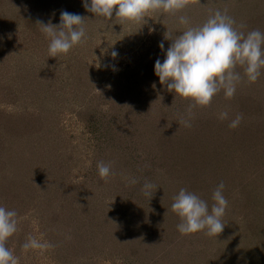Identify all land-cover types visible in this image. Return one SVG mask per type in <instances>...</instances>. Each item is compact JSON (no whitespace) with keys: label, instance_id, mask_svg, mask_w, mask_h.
<instances>
[{"label":"rangeland","instance_id":"rangeland-1","mask_svg":"<svg viewBox=\"0 0 264 264\" xmlns=\"http://www.w3.org/2000/svg\"><path fill=\"white\" fill-rule=\"evenodd\" d=\"M56 6L86 18L87 35L68 54L49 57L43 43L49 46V39L23 21L45 12L56 18ZM217 9L245 25L241 31L264 33V0H192L176 15L152 12L124 25L115 13L112 20L96 18L83 0H0V206L18 214V230L6 246L19 264H264V213L254 212L256 200L259 208L264 202V68L249 83L238 67L243 78L234 97L226 99L221 91L210 107L194 108L191 116L190 102H174L175 94L152 74L171 43L164 34L175 38L187 27L179 16L194 27ZM223 111L229 118L222 121ZM171 112L174 121L167 127L164 118ZM237 114L243 120L231 129ZM101 161L115 173L107 183L98 174ZM139 174L156 185L150 210L164 213L181 188L210 209L223 182V232L210 238L168 231L165 237L159 216L147 220L150 238L132 236L142 224L131 215L137 203L123 192L133 177L141 182ZM94 190L107 197L95 209L89 208ZM80 193L91 194L82 200ZM42 194L51 199L43 201ZM84 205L99 220L96 214L85 220ZM168 211L164 217L174 219ZM29 236L51 247L24 252Z\"/></svg>","mask_w":264,"mask_h":264},{"label":"clouds","instance_id":"clouds-1","mask_svg":"<svg viewBox=\"0 0 264 264\" xmlns=\"http://www.w3.org/2000/svg\"><path fill=\"white\" fill-rule=\"evenodd\" d=\"M192 0H83L86 11L95 14L96 18L112 20L120 25L126 23H139L149 13L163 12L176 15L188 8ZM85 19L79 14L62 11L60 23L53 25L51 22L44 24L38 21L41 32L49 39V57L66 55L78 45L86 41L87 30ZM179 23L187 26L175 38L167 31L164 39L170 40L166 51V58L155 62V75L161 85L168 92L174 93L176 99L189 101L187 112L189 116L194 108L210 107L213 98L223 91L226 99L234 97L237 84L241 82V73L236 69H243V76L249 83H255L264 68V33L252 30L247 33L240 29L243 24L236 25L234 18L228 15L227 9H217L207 20L199 26H188L189 19L179 16ZM164 50V42L159 44ZM112 57L118 56L116 51ZM173 102V103H174ZM220 120L229 118V113L223 111L218 114ZM243 120L242 114H237L229 123V128L235 129ZM179 124L191 127L186 120L181 119ZM100 179L105 183L110 176H114L111 164L101 161L97 164ZM137 183L136 179L130 181ZM151 182L145 181L142 192L145 196L152 197ZM225 185L221 182L213 191V203L209 204L194 192L181 188L173 197L171 211L180 218L177 229L181 235L188 236L198 232L210 238H216L223 232L225 224L222 218L228 207V201L223 195ZM17 212L0 206V264H19L6 242L18 230ZM51 245L29 236L22 245V250H47Z\"/></svg>","mask_w":264,"mask_h":264},{"label":"trees","instance_id":"trees-1","mask_svg":"<svg viewBox=\"0 0 264 264\" xmlns=\"http://www.w3.org/2000/svg\"><path fill=\"white\" fill-rule=\"evenodd\" d=\"M54 9H56L57 10V12L56 13H58V16L56 17V18H53L50 14H48V12H45L44 14L43 13H40V14H36V16H34V19L33 20H31L30 18V16H26L25 17V20L23 21V25H25V26H29V27H35L36 25H37V22L38 21H43L44 23H46V22H51L53 25H58L59 23H60V14H61V12L62 11H68V12H70V10H69V8L67 7V6H56V8H54ZM39 12V11H38ZM71 13V12H70ZM29 14V13H28ZM51 19H52V21H51ZM54 19V20H53ZM55 21H57V22H55ZM38 27L37 28H40V26L39 25H37ZM44 44H45V46L48 48V46H47V44L48 43H46V42H43ZM45 46H43L42 47V45H41V47H40V50L42 51L43 50V52H45L46 50H45ZM152 74H153V77L154 78H156V79H159L156 75H155V71H152ZM158 81V80H157ZM156 83V82H155ZM157 84V83H156ZM158 85V84H157ZM173 112V111H172ZM172 112L168 115V117L166 118H164V125H167V127H168V125H169V123L171 122V121H174L173 120V117L172 118H170L169 116H171L172 115ZM78 113L81 115V116H83V111H81V109H79L78 110ZM85 116V115H84ZM174 116V115H173ZM86 117V120H89V118H88V114L85 116ZM90 123V122H89ZM172 123V122H171ZM169 126H172L171 124L169 125ZM157 127H159L158 126V124L157 123H153L152 125H151V128L152 129H157ZM104 129V128H103ZM110 130V132L112 131V129H109ZM94 134H95V132H94ZM104 134H106V129H104ZM164 138H165V135H164ZM172 146V145H171ZM133 176L135 177V174H133ZM133 177V178H134ZM139 178H140V180H141V182H139V183H135V184H129V186L128 187H126V188H124V191L125 192H123V194L125 195V198H127L128 199V201H131V200H133V202L134 203H137V205H138V209H136L134 212H132V216H140L139 217V219L141 220V224H142V227L140 228V229H137V230H133V234H132V236H134V237H139V238H150V235H152V234H150V231L152 232V228L150 229L149 228V226H148V223H147V220L149 221V218H151L152 220L151 221H154V222H157V220L159 219V218H161V221H163L164 222V233H165V237H170V233L168 232V231H171V234H175V233H179V231H178V229H177V225L180 223V220L179 221H177V218H178V216L176 215V217H174V219H172V218H170V217H164V214L168 211L169 213H173L172 211H171V208L170 207H167V209H166V212L164 213V210H162L161 209V211L159 212L158 210H156V209H153V210H150L151 208H150V199H148V196H145L144 194H143V192H142V183L145 181L144 180V178L141 176V174H139ZM100 181V180H99ZM59 188V187H58ZM103 193L102 191H100V190H98V193H97V191H95L94 190V192L92 193L93 195H92V197L91 198H93L92 199V203H90L89 204V208H94V206L96 205V204H98V202L99 201H101V200H105V198H107L106 196H105V194H99V193ZM47 194V193H46ZM46 194H42L41 195V198H42V200L43 201H45V200H50L51 198L48 196L47 197V195ZM88 195H86V196H89L91 193H87ZM122 194V195H123ZM49 195V194H48ZM80 196H81V199L83 200V197H85L84 199L86 200V196H85V194L84 193H80ZM255 201V200H254ZM256 202H257V206H255L256 207V209H254V212H258L259 211V213L261 214V213H264V202H262L261 204V206H262V208H259V205H258V202L259 201H257L256 200ZM252 203V201H250V200H248L247 201V203H246V205H250ZM84 208H85V211L86 210H88L87 212H86V216L85 217H88L87 219H85V220H87V221H91V217L90 216H92V215H95L96 213L94 212L93 214H91V213H89V209H88V206L86 205H84ZM95 209V208H94ZM129 209L128 208H126L124 211H123V213H126V211H128ZM52 213H54V215H55V212H52ZM248 213H250V211L248 212ZM146 214V215H145ZM96 217H97V219L99 220V217H100V215L99 214H96L95 215ZM131 216V217H132ZM159 216H161V217H159ZM51 218L50 219H52V222L54 223L55 222V220H54V218H55V216H50ZM114 216H112L111 218H113ZM157 217H159L158 219H156ZM107 218H108V216L107 215H105V218L103 219V221H105L104 223H106V221H107ZM263 221H264V218H261ZM70 220H71V225H74L75 224V218L73 217V216H71V218H70ZM256 222V219H255V221H254V223ZM254 223H253V226H254ZM96 224V223H95ZM97 224H100V223H97ZM169 226H171V227H169ZM143 228H145V229H143ZM102 230V229H101ZM167 230V231H166ZM73 231H75V230H73ZM93 231V230H92ZM139 231V232H138ZM137 232V233H136ZM137 234H139V235H137ZM82 235V233L79 231V232H76V236H81ZM228 234H226V236H227ZM137 237V238H138Z\"/></svg>","mask_w":264,"mask_h":264}]
</instances>
